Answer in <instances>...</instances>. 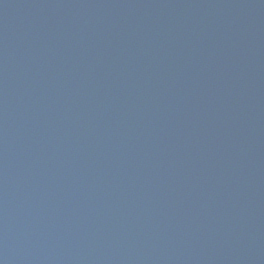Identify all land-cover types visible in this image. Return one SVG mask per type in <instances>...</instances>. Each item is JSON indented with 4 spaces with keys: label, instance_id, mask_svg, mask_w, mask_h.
Wrapping results in <instances>:
<instances>
[{
    "label": "water",
    "instance_id": "1",
    "mask_svg": "<svg viewBox=\"0 0 264 264\" xmlns=\"http://www.w3.org/2000/svg\"><path fill=\"white\" fill-rule=\"evenodd\" d=\"M0 264H264V0H0Z\"/></svg>",
    "mask_w": 264,
    "mask_h": 264
}]
</instances>
